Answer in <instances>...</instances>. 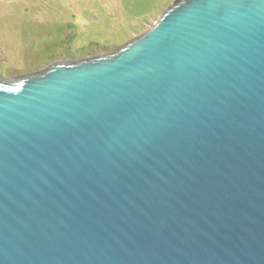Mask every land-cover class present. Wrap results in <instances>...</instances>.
<instances>
[{"label": "water", "instance_id": "1", "mask_svg": "<svg viewBox=\"0 0 264 264\" xmlns=\"http://www.w3.org/2000/svg\"><path fill=\"white\" fill-rule=\"evenodd\" d=\"M0 264H264V0L0 78Z\"/></svg>", "mask_w": 264, "mask_h": 264}, {"label": "rangeland", "instance_id": "2", "mask_svg": "<svg viewBox=\"0 0 264 264\" xmlns=\"http://www.w3.org/2000/svg\"><path fill=\"white\" fill-rule=\"evenodd\" d=\"M175 0H0V78L112 51Z\"/></svg>", "mask_w": 264, "mask_h": 264}]
</instances>
